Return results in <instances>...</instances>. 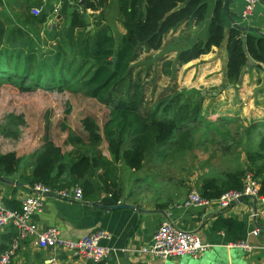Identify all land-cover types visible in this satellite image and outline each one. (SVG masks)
<instances>
[{"label":"trees","instance_id":"trees-1","mask_svg":"<svg viewBox=\"0 0 264 264\" xmlns=\"http://www.w3.org/2000/svg\"><path fill=\"white\" fill-rule=\"evenodd\" d=\"M185 1L119 0L120 14L127 32L117 44L111 29L103 25L109 0H98V4L83 0L71 12L66 27L62 26L64 21L60 20L53 30L44 28L40 37L55 42L57 49L55 53L43 57H48L43 65L40 61L42 41L39 37L38 40L34 39L22 25L45 27L53 15L44 13L37 17L27 9L25 15L13 20L0 13V59H3L2 65L5 66L0 72H4L3 76L11 74L8 68L13 64L14 68L22 64L25 75L32 68H43L47 75L53 72L59 76L53 78L50 75L48 83L57 82L59 87L67 85L70 80L78 83L87 97L110 111L103 128L110 159L96 151L92 154L77 152L67 160L59 151L50 149L49 144L50 150L41 154L33 165L28 178L31 186L37 183L52 188L80 185L84 190V199L97 200L102 195H109L119 201L120 164L139 172L144 169L147 158L154 156L155 149L169 146L180 148L187 143L186 134L196 130L190 128V124L200 123L203 117L202 92L198 94V102L178 92L174 84L157 97V82L152 69L144 71L134 65L143 53L161 50L165 37L185 22L191 21L197 25L206 20L210 0H192L188 6L178 10V6ZM99 10L101 15L95 17L92 24L87 12ZM228 14L225 0H219L207 38L180 52L175 61L164 60V74H173L171 68L174 66L178 71L210 54L214 47L221 48L226 41ZM91 25H94L95 31L89 29ZM226 50L229 85L240 84L243 70L248 67L246 53L264 68V35L257 31L231 27ZM260 125L264 126L255 124L239 129L245 135L235 138V149L243 148L249 167L231 172L223 179L206 180L199 189L202 197L216 199L229 191H242L248 172L260 182V194L264 195V131L259 129ZM84 127L92 142L101 141L96 125L90 119L85 121ZM214 130L217 132L218 129ZM248 142H256L257 150L248 149ZM83 143L81 137H75L71 132L66 141L68 145L81 147ZM19 166L20 161L14 154L0 155L1 175H13L18 172Z\"/></svg>","mask_w":264,"mask_h":264},{"label":"crops","instance_id":"crops-1","mask_svg":"<svg viewBox=\"0 0 264 264\" xmlns=\"http://www.w3.org/2000/svg\"><path fill=\"white\" fill-rule=\"evenodd\" d=\"M76 1L0 0V13L16 20L26 14L27 9L32 14V9L44 10L47 5V10L43 14L52 15L54 9L59 7V14L48 20L46 26L43 27L48 28L47 26L54 21H64L65 19L69 21ZM92 1L98 4V0ZM218 1H209L210 9L205 21L197 25L191 21L185 22L165 37L164 46L161 50L146 54L158 53L163 68L164 60L175 61L180 52L191 48L201 40H205ZM225 6L229 14L227 15L228 24L225 30L226 41L221 48L214 47L210 54L192 61L179 68L178 71H176L177 66L171 68V73L174 72L175 75L176 73L178 75L182 70L184 72L186 68H189L191 72L196 70L195 66L198 64L210 63V70L214 72L213 76H217V79L214 80V83L208 84L206 90L209 93L210 87L218 86L215 89L217 92L221 87H224L221 92L223 95L219 93L220 97L227 93L229 86L232 88V85H226L228 61L226 46L229 30L234 26L233 21L264 35V0L258 4L254 16L246 22H243L241 18L244 6L241 0H229L228 4L225 0ZM119 8V0H109V7L105 11L103 24L104 27L111 29L117 44L127 32L123 26L124 19ZM100 12L101 10L87 12L92 24H94L95 17L101 15ZM22 28L28 31L32 27L25 24L22 25ZM94 28V25H91L89 29L95 31ZM30 35L35 37L31 33ZM162 74L165 75L164 72ZM169 88L161 90L157 86L156 94L159 93L158 95H160ZM218 96L204 98L214 99ZM222 101L218 100L217 105L222 107L219 105ZM208 104L210 106L212 103ZM200 121V123L194 122L192 124H201V127L209 125L213 129H220L222 124L235 123L233 140L245 135V132L239 131V129H246L255 124H264V69L248 66L243 70L240 84L235 86L234 116L223 117L217 114L215 117H207L203 115ZM190 128L194 127L190 126ZM197 131L198 127L192 133L186 134L188 141L186 140L187 143L181 146L182 148L169 146L155 149L154 156L147 158L143 170L139 172L130 170L131 173L137 175V178L143 173L155 172L154 177L150 175L152 181V184L148 183L152 185L150 192L141 196L137 194L135 200H132L127 194L121 198L125 199L127 205L134 206L135 209L110 210L96 207L104 197H111L109 195H102L97 200L84 199V201L77 203L48 198L43 211L34 215V222L41 230L51 227L58 228L61 236L69 241L81 240L99 230L106 232L111 238L103 241V245L111 248L113 252L108 260L99 264H264V207L261 203L246 198L225 211L186 205L192 189L197 188L199 190L206 180L223 179L231 172L246 170L249 167L245 151L243 148L235 149V142L227 145L224 137V143L222 141L218 145V141H215L214 137L209 139V131L204 130V133ZM223 135L228 138L230 133L226 134L225 132ZM207 140H210V144L206 145L205 150L209 148L217 150L221 147L220 151L223 155L216 154L214 156L217 153L214 150L210 164L206 161L207 155L200 149L203 142L205 145ZM246 140L247 138H245ZM249 148L257 150L258 145L256 142H248ZM108 155H110L109 152ZM108 158L110 159V156ZM164 164L169 166L168 179L166 180H164L160 170L165 166ZM31 172L30 166L26 168L21 166V169L13 175L4 176L0 174V201L4 206L12 210L21 209L23 199L31 193L29 189L31 185L28 181ZM140 181L145 184L144 180ZM134 185L133 183L132 190ZM131 197L133 196L131 195ZM165 222H169L184 231L197 232L202 241L208 243L211 248L198 259L185 256L163 260L152 256H140L136 251L141 247L150 245L154 234ZM256 230L258 235L253 234V231ZM16 238L17 234L14 229L10 227L0 228V257L5 251L11 249ZM242 241L248 242L253 247L252 252L229 247V245ZM125 249L129 252H123ZM12 264L92 263L74 259L64 253L55 254L49 250L37 249L30 241H26L17 251Z\"/></svg>","mask_w":264,"mask_h":264},{"label":"rangeland","instance_id":"rangeland-1","mask_svg":"<svg viewBox=\"0 0 264 264\" xmlns=\"http://www.w3.org/2000/svg\"><path fill=\"white\" fill-rule=\"evenodd\" d=\"M46 10L47 5L44 7L43 12ZM55 17L56 15L54 14L53 18ZM56 22L54 21L51 25L47 26L49 31L53 30L57 24ZM63 23L64 25L62 26L66 27L68 20L65 19ZM43 29V27L28 29L29 33L35 36L34 39L38 40L37 38L39 37L42 41L40 48V54L42 55L40 61L42 65L46 63L48 58L44 59L43 57L55 53L57 49L55 42L45 37H40L43 34ZM2 61L3 59H0V69H5ZM134 65L142 68L144 71L151 68L153 78L161 90H165L176 83V90L178 92L198 102L200 100L198 94L203 91L207 92L208 84L214 83V80L217 79V76H213L214 72L210 70V63L196 65L195 71L190 72L189 68H186L184 72L182 70L178 75L177 73L175 75L174 72L168 76L163 75L162 72L164 70L158 53H145L140 56ZM23 69L22 64H18L15 68L13 64V67L8 68L11 74L3 76L4 72H0V155L14 154L20 161L19 170L21 166L25 168L30 166L32 169L41 154L43 155V153L50 149L59 151L60 155L67 160L74 157V154L77 152L92 154L96 151H99L104 157L108 158L110 155H108V146L104 140L103 128L110 116L109 109L96 100L87 97L80 90L78 83L71 82L70 80L67 85L59 87L60 85L57 82L48 83L50 75L53 78L59 77L53 72L47 75L43 68H41L42 70L32 68L25 75ZM217 87H210L211 91L209 93H214ZM227 90V93L223 97H220L223 95L221 93L217 98L203 99V115L207 117H215L217 114L223 117L235 115V86H232V88L229 86ZM158 94H156L157 97ZM218 100H223L221 103L218 102L222 107L217 105ZM208 103L212 104L209 106ZM87 119H90L96 125L98 134L101 135L99 143H94L90 140L89 134L84 127ZM190 126H193V129H197L198 127L197 132L201 133H204V130H208L209 139L214 137L215 141H218V143L216 142L218 145L222 141L224 143V137L227 145L235 142L233 140V137H235V123L222 124L220 125V129L215 128L218 129L217 132L209 125V127H206V125L201 127V124H190ZM259 129L264 131V126L260 125ZM70 132L73 136L81 137L84 140L82 147L66 144ZM225 132L226 134L230 133L228 138L223 135ZM49 144H51L50 147L52 148L48 146ZM209 144L210 140H207L205 145L203 142L200 149L207 155L206 161L210 164L213 158L212 155L216 149L213 150L208 147L209 149L205 150L206 145ZM220 149L221 147L216 150L217 153L214 156L216 154L223 156ZM63 163L67 162L64 161ZM194 163L196 162L194 161ZM168 169V164L160 168L164 180L168 179ZM150 175H155V172L143 173L137 178V175L131 173L130 169L120 164L118 166L120 197L123 198L127 194L132 200H135L137 194L141 196L150 192L152 190ZM140 180H144L145 184H142ZM133 183L135 187L132 190ZM148 183L151 184L149 185Z\"/></svg>","mask_w":264,"mask_h":264},{"label":"built area","instance_id":"built-area-1","mask_svg":"<svg viewBox=\"0 0 264 264\" xmlns=\"http://www.w3.org/2000/svg\"><path fill=\"white\" fill-rule=\"evenodd\" d=\"M83 0H77L74 7ZM243 10L241 18L243 22L254 16L256 8L261 0H241ZM82 10V7H78ZM59 7L55 8L52 15L59 14ZM83 11V10H82ZM34 16L40 17L42 9H32ZM31 193L23 201L20 210H12L4 206L0 201V228H12L16 231L17 238L10 250L5 251L0 257V264H12L13 258L23 242L30 241L34 247L41 250H49L55 254L64 253L74 259L83 260L92 264L103 263L109 259L113 250L103 245V241L111 237L106 232L99 230L90 236L78 241H69L61 236L58 228L51 227L46 230L39 229L33 217L43 211L48 198L61 201L82 202L84 190L80 185L71 188H52L42 183L30 186ZM260 182L254 175L248 172L243 180L242 191H229L216 199L202 197L200 191L192 189L186 202L187 206L196 208L215 209L225 211L246 198H251L264 207V195L260 194ZM258 235V231H253ZM240 248L246 252H252L253 247L246 241L229 245ZM211 246L204 243L197 232L184 231L176 228L169 222L163 223L154 234L150 245L139 248L136 251L140 256H152L163 260L183 258L190 256L200 258L209 251ZM123 252H129L125 249Z\"/></svg>","mask_w":264,"mask_h":264},{"label":"water","instance_id":"water-1","mask_svg":"<svg viewBox=\"0 0 264 264\" xmlns=\"http://www.w3.org/2000/svg\"><path fill=\"white\" fill-rule=\"evenodd\" d=\"M192 0H186L184 3H181L178 6V10H181L183 8H185L186 6H188V4L191 2ZM229 0H227V4H228ZM227 8V7H226ZM233 24L236 28L242 29V30H248V28H246L243 25H240L238 23H236L235 21H233ZM244 49L246 50V46H244ZM247 55V59H248V66L250 67H257L258 69H264L263 66L261 64L256 63L249 55L248 53H246ZM224 90V87H221L217 92L214 93H208L206 91L202 92V96L203 97H216L219 95V93H221ZM96 207H100L103 209H110V210H118V209H123V208H129V209H135L134 206H129L126 204L125 199H121L120 201H115L112 197H104L99 205H96Z\"/></svg>","mask_w":264,"mask_h":264}]
</instances>
